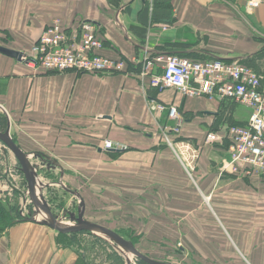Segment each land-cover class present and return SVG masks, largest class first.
Segmentation results:
<instances>
[{"label":"crops","instance_id":"obj_1","mask_svg":"<svg viewBox=\"0 0 264 264\" xmlns=\"http://www.w3.org/2000/svg\"><path fill=\"white\" fill-rule=\"evenodd\" d=\"M56 17L66 28H75L83 19L95 22L103 42L99 53L131 65L124 72L96 74L34 71L0 53L4 130L32 159L53 158L69 165L91 164L93 157L106 153L134 162L162 159L169 152L155 151L148 141L170 120L150 109L154 100L177 106L181 134L211 129L210 119L229 102L186 97L170 88L156 90L142 75L145 55L167 52L193 59L239 60L264 72V0L250 10L242 0H0V32L8 33L0 36V45L27 51ZM249 114L246 107L231 112L238 123L246 122ZM106 139L126 148L109 151L103 148ZM203 148L210 153V146ZM197 176L203 186L212 178L217 184L220 180L208 171L200 170ZM227 177L240 187V177ZM246 178L250 185L264 186L259 176ZM217 188L206 185L202 192ZM59 234L39 220L13 222L0 230V264H80V252L62 244ZM83 254L93 262L91 254ZM108 263L104 258L102 264Z\"/></svg>","mask_w":264,"mask_h":264},{"label":"rangeland","instance_id":"obj_2","mask_svg":"<svg viewBox=\"0 0 264 264\" xmlns=\"http://www.w3.org/2000/svg\"><path fill=\"white\" fill-rule=\"evenodd\" d=\"M0 36L6 38L8 33L1 30ZM229 103L226 110L220 109L218 117L210 119L211 129L206 133L181 134L201 152L192 178L157 128L148 145H153L155 151H168L162 159L150 157L134 162L127 157L111 158L106 153L93 157L91 164L69 165L56 163L53 158H29L36 190L60 225H76L80 218L104 225L160 264H264V186L250 185V180L240 177L239 187L227 177L236 175H220L222 161L228 156V128L239 124L231 116L232 109L243 107ZM204 145L210 146L209 154ZM203 150L207 156L202 155ZM200 170L208 171L210 177L220 175L218 184L215 178L206 181L207 188L218 186L214 193L203 194L206 185L198 179ZM259 177L264 181V176ZM0 204L5 210H12L14 222L49 221L48 213L33 203L20 165L2 140ZM3 225L0 219V227ZM71 235L80 239L79 244L73 245L76 250L91 254L93 264H102L105 258L106 245L99 239L122 254L124 264H142L100 232ZM89 242L96 245H82Z\"/></svg>","mask_w":264,"mask_h":264},{"label":"built area","instance_id":"obj_3","mask_svg":"<svg viewBox=\"0 0 264 264\" xmlns=\"http://www.w3.org/2000/svg\"><path fill=\"white\" fill-rule=\"evenodd\" d=\"M242 1L248 10L261 2ZM97 31V24L91 20L83 19L75 28H66L56 18L44 28L29 50L22 52L21 62L34 71L89 74L126 71L131 61L99 53L103 42ZM142 63V75L148 76L150 85L159 90L170 88L186 97L232 101L250 109L246 122L228 128V156L222 161L220 175L264 176V72H257L239 60L193 59L167 52L145 55ZM150 109L166 114L173 122L162 126L161 131L192 178L201 152L191 141L176 137L182 124L177 106L154 100ZM103 148L125 149L126 145L106 139Z\"/></svg>","mask_w":264,"mask_h":264},{"label":"water","instance_id":"obj_4","mask_svg":"<svg viewBox=\"0 0 264 264\" xmlns=\"http://www.w3.org/2000/svg\"><path fill=\"white\" fill-rule=\"evenodd\" d=\"M0 53L12 57L18 61H21L22 52L20 51L0 45ZM0 140H2L9 147V149L12 151L13 155L17 159L20 165V169L24 175L27 189L33 203L35 204V206H37L40 209H44L48 213L49 221H41L42 223L46 224L51 229H53L54 231L60 234L71 235L85 231L100 232L106 235L107 237L113 239L121 247H123V249L130 252L140 263L160 264L158 262L151 260L145 254H143L132 241L128 240L120 233L104 225L94 222H86L81 218L79 219V223L76 225H72V226L60 225L56 217L54 216L51 207L49 206L47 201L41 195H39L36 190V184L33 176V171L30 166L28 155L25 152H23L21 148L15 143V141L12 139L11 135L9 134L8 129H6L5 131H0ZM107 150L120 151L122 149L110 148Z\"/></svg>","mask_w":264,"mask_h":264},{"label":"trees","instance_id":"obj_5","mask_svg":"<svg viewBox=\"0 0 264 264\" xmlns=\"http://www.w3.org/2000/svg\"><path fill=\"white\" fill-rule=\"evenodd\" d=\"M153 17L154 18H157V19L159 18L161 20H168V18L163 17V16H153ZM155 89L156 90H159L158 88H155ZM223 102L224 101H222L221 103H223ZM228 102H232V101H228ZM163 115L165 116L166 120L168 121L166 114H163ZM216 117H218V116L216 115ZM167 121L165 123H167ZM169 124L172 125L173 122L170 121ZM239 124H243V123H239ZM5 126H6V117L2 115V123H0V130L5 129ZM176 137L179 138V139L191 140V139H189L187 137L182 136L181 135V132ZM197 164H198V161H197ZM197 164H196V167L194 169L195 171L197 169ZM195 171H193V174H194ZM222 175H224V174H222ZM225 175H227V174H225ZM11 211H12L11 209L5 210L3 207H1V204H0V219L4 222V225L2 227H0V230H3L5 227L10 226L14 222L13 221V218H12V215H11V213H12ZM77 237H78L77 235H67V234H59L58 235V238H59L60 242L62 244L67 245V246H73V245H75L77 243L79 244L80 242L78 240H80V239L77 238ZM97 241H99V242L101 241L102 243H105V245H106V247L104 248V253H105V259L109 262L108 264H123L122 257L117 252H115V250L111 247L110 244L106 243L104 240L102 241L101 239H99ZM94 244L96 245V243H94V242H91V243L89 242L87 244H82V245H85V246H88L89 245L87 248H90ZM87 250H89V249H87ZM79 257H80L79 258L80 259V262H79L80 264H93L92 262H90L86 258L85 254L80 253L79 254Z\"/></svg>","mask_w":264,"mask_h":264}]
</instances>
